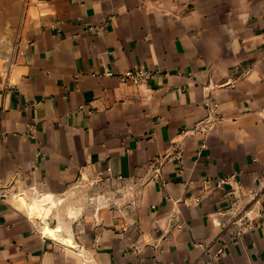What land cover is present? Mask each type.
Instances as JSON below:
<instances>
[{
  "label": "crops",
  "instance_id": "obj_1",
  "mask_svg": "<svg viewBox=\"0 0 264 264\" xmlns=\"http://www.w3.org/2000/svg\"><path fill=\"white\" fill-rule=\"evenodd\" d=\"M0 190V264H264V0H0Z\"/></svg>",
  "mask_w": 264,
  "mask_h": 264
},
{
  "label": "built area",
  "instance_id": "obj_2",
  "mask_svg": "<svg viewBox=\"0 0 264 264\" xmlns=\"http://www.w3.org/2000/svg\"><path fill=\"white\" fill-rule=\"evenodd\" d=\"M157 73V71L153 70V69H150L148 67H145V66H137V67H130L126 70H124L123 72L121 73H118L117 74V77L121 80V81H124V82H127V83H130V84H134V85H146L148 84L151 79L153 78V76ZM107 74H110V75H114L113 72H108ZM217 107H218V104L217 103H214V105L211 107V109L215 112H217ZM200 130L204 131V128L201 126L199 128ZM157 160L159 159H154L153 161H150V165H153ZM110 171H111V168L109 167L108 168ZM160 168L156 167L155 170L156 172L159 171ZM231 178L234 177V175H231L230 176ZM230 177H221V178H216V179H205L204 180V187L206 189L208 188H213V187H221L223 186L225 183H227L228 179ZM121 178V176H120ZM103 181L102 179V176L100 175L99 179L95 182H101ZM94 182V183H95ZM8 195V192L5 191V190H0V197H7ZM200 197H196L194 199H190L191 202L193 203H198L200 201ZM220 214V213H218ZM230 221V220H229ZM238 220L236 219H232L230 221V223L232 224H236ZM240 225H247V220L246 219H240ZM249 227H252V225L249 224ZM223 251V248L220 247L217 249L215 255H220V253H222Z\"/></svg>",
  "mask_w": 264,
  "mask_h": 264
},
{
  "label": "bare ground",
  "instance_id": "obj_3",
  "mask_svg": "<svg viewBox=\"0 0 264 264\" xmlns=\"http://www.w3.org/2000/svg\"><path fill=\"white\" fill-rule=\"evenodd\" d=\"M36 202H37V201H36ZM37 204H38V206L43 207V204H44V203L38 201ZM42 216H43V215H42Z\"/></svg>",
  "mask_w": 264,
  "mask_h": 264
}]
</instances>
